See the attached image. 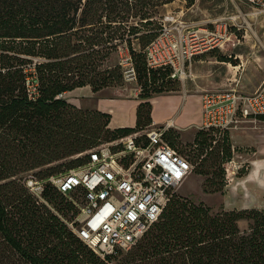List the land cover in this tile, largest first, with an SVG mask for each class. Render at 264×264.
<instances>
[{"label": "trees", "instance_id": "16d2710c", "mask_svg": "<svg viewBox=\"0 0 264 264\" xmlns=\"http://www.w3.org/2000/svg\"><path fill=\"white\" fill-rule=\"evenodd\" d=\"M174 1L0 0V264H264V210L213 211L173 194L135 245L101 258L63 221L66 212L77 214L70 201L51 184L41 200L25 185L30 172L54 166L43 171L45 180L55 168L82 165L77 155L148 128L149 100L175 80L169 66H148L145 50L159 35L160 9ZM120 49L130 67L118 59ZM130 68L140 89L135 128L112 130L110 114L63 98L82 87L119 88ZM211 134L198 130L195 140ZM228 135H220L226 159ZM176 137L172 129L165 134L172 146ZM209 154L216 161L219 153Z\"/></svg>", "mask_w": 264, "mask_h": 264}, {"label": "built area", "instance_id": "2783aa9c", "mask_svg": "<svg viewBox=\"0 0 264 264\" xmlns=\"http://www.w3.org/2000/svg\"><path fill=\"white\" fill-rule=\"evenodd\" d=\"M243 1L254 15H264V0ZM160 23L159 35L145 50L146 59L153 68L169 66L172 80L185 78L193 59L221 49L231 34L226 24L209 29L173 14L163 16ZM123 61L131 66L128 56ZM128 71L133 76L132 69ZM28 87L33 95L36 83ZM200 99L197 130L214 136L239 131L248 119L264 116V83L252 93L231 87L205 92ZM173 127L168 121L101 143L81 154L86 159L82 165L45 180L30 175L25 185L40 200L45 184L72 196L77 214L65 223L101 258L128 251L158 221L175 190L194 169L189 156L165 138ZM228 175L226 169V180Z\"/></svg>", "mask_w": 264, "mask_h": 264}, {"label": "rangeland", "instance_id": "374dc122", "mask_svg": "<svg viewBox=\"0 0 264 264\" xmlns=\"http://www.w3.org/2000/svg\"><path fill=\"white\" fill-rule=\"evenodd\" d=\"M167 14L209 29L226 24L231 33L221 49L209 50L193 59L185 78L183 76L182 80L170 82L167 85L171 90L155 97H174L175 100L158 101L151 108V123L146 126L149 128L153 121L157 126H162L168 119L173 120L179 129H172L178 136L173 144L194 162L193 171L175 190L174 195L194 203H203L213 211L251 208L264 210V117L248 119L243 123L242 129L228 135V159L224 156L222 158L224 153L219 152L223 145L219 136H206L205 143L195 140L198 131L195 124L200 116L199 104L195 99H199L205 92L231 87L242 93H252L264 83V15H254L253 10L243 0H195L191 6H187L182 0H175L162 7L158 17ZM235 31L237 33H234ZM126 57V51L120 49L118 59L124 66L123 60ZM221 59L229 61H220ZM102 93L131 99L138 97L140 89L127 70L121 87ZM95 94L81 90L82 106H88L82 107L83 110L95 109L94 104L98 100V95ZM69 98L67 95L66 99ZM149 101L151 103V100ZM114 115L121 120H131L136 118V108L128 105L115 109ZM108 127L116 129L110 123ZM125 127L135 128L136 119L133 125ZM183 127L186 128L182 130ZM211 150L219 153L216 161L210 158ZM198 154L201 155L197 158ZM76 157L82 156L80 154ZM51 167L54 166L37 169L28 176L39 179L43 171ZM226 169L229 170L227 180ZM63 171L64 168H55L57 175ZM220 187V191L213 192ZM71 197L63 195L64 201L67 202ZM74 217L73 212L68 211L62 219L69 222ZM239 226L245 229L247 225L241 222Z\"/></svg>", "mask_w": 264, "mask_h": 264}, {"label": "crops", "instance_id": "0c3cea01", "mask_svg": "<svg viewBox=\"0 0 264 264\" xmlns=\"http://www.w3.org/2000/svg\"><path fill=\"white\" fill-rule=\"evenodd\" d=\"M82 89L86 90L87 92L92 93L89 87L77 88V89H75V90H73L71 92L65 93L64 94L65 95V99H66V96L68 95L70 98L66 99V100L69 103L75 105L78 108H82V107L86 108V107H88L86 105L82 106L83 103H82V100H80L81 99L80 98V94H81V90ZM113 89H117V88H113ZM108 90H110V89H105L102 92H106ZM102 92H98V93L95 94L96 96L98 95V98H97L98 100L94 104L95 109L91 108L89 110H97V111H100L102 113L110 114L111 115L110 125L112 127H114V128H122V127H125V126L133 125L136 118H133L131 120H126V119L125 120H121V119H119V117L114 115V110L115 109L125 108L128 105H132L133 108L137 109L139 101H137L136 98L127 99V98H121V97H119L117 95L116 96H107V95H104ZM176 99H179V98H176ZM187 99H191V98H187ZM162 100L163 101H167V102H172V100H175V98L174 97H157V98H153V99H151V105L155 106V104L158 101L162 102ZM195 100L199 104V109H200L199 110L200 111V116L198 117L197 123L195 125H199L200 122H201V99L199 97V99H195ZM168 121H172V123L174 125L173 128L178 129L176 127V125H175L173 120L168 119L167 121H165V123H167ZM165 123H163V125ZM152 125H157V124H156V122L153 121ZM186 127H183L182 130H184ZM255 163L257 164V162H255Z\"/></svg>", "mask_w": 264, "mask_h": 264}]
</instances>
